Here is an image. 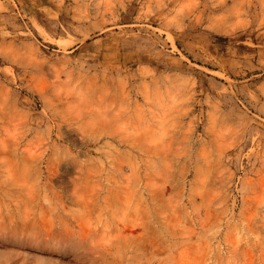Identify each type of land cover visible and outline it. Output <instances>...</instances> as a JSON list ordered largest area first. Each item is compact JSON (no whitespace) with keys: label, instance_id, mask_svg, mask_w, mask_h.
Instances as JSON below:
<instances>
[{"label":"rangeland","instance_id":"rangeland-1","mask_svg":"<svg viewBox=\"0 0 264 264\" xmlns=\"http://www.w3.org/2000/svg\"><path fill=\"white\" fill-rule=\"evenodd\" d=\"M0 264H264V0H0Z\"/></svg>","mask_w":264,"mask_h":264}]
</instances>
